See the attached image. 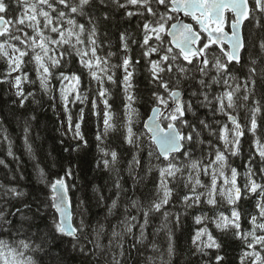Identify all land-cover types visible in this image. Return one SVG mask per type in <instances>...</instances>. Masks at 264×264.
Returning a JSON list of instances; mask_svg holds the SVG:
<instances>
[{"label":"snow or ice","instance_id":"6c2138e0","mask_svg":"<svg viewBox=\"0 0 264 264\" xmlns=\"http://www.w3.org/2000/svg\"><path fill=\"white\" fill-rule=\"evenodd\" d=\"M132 21L135 33L122 26ZM249 26L260 30L259 51ZM113 27L118 33L115 51L110 38ZM133 44L138 46L135 57ZM113 57H119V62L112 63ZM74 58L87 73V87L91 89L92 81L99 85L104 119L103 131L97 130V144L121 130L123 142L133 149L127 171L134 189L146 187L149 179L154 188L142 198L125 196L128 190L117 167L119 153L98 148L102 159L97 167L102 163L104 170L115 173L108 189H115V197L104 220L122 208L121 218L108 233L106 223L89 224L84 199L75 202L73 211L67 183L75 175L71 161L64 176L55 181L39 169L41 183L50 189L44 199L29 198L21 188L0 182V234L11 237L10 242L0 239V264H68V249L61 247L65 238L82 264H127L133 249L138 254L141 247L147 249V229L156 213H162L157 232L166 231L167 248L160 252L152 243L159 255L145 256L144 264L157 260L172 264L175 232L183 229V218L192 209L200 211L192 213L198 227L189 236V252L199 259L188 264H227V250L234 246L242 249L239 264H264V125L258 119L264 118V0H0V62L5 65L0 84H11L23 108L29 98L39 103L35 92L25 91L26 84L38 81L42 93L52 100V80L58 79L69 131L79 141L72 150L79 151L88 147L81 130L84 108L73 126L69 104H85L88 99L82 91L83 73L56 75ZM141 60L152 89L149 114L142 124L146 134L137 128L142 113L133 82ZM29 65L35 71L34 80L25 71ZM117 68L123 72L119 124L109 103L111 90L105 86L117 84ZM215 87L221 90L214 91ZM91 107L98 117L95 99ZM241 107L247 108L243 122L238 115ZM201 109L207 110L203 117ZM217 115L224 119H216ZM246 133L251 134L252 143L241 173L232 158L243 154ZM4 141L7 156L16 159L6 131L0 143ZM24 143L31 152L27 125ZM142 153L147 156L146 166ZM0 165L9 167L4 159ZM93 191L98 204L107 199L95 186ZM174 195L183 212L167 209L170 204L175 207ZM225 202L229 208L221 211ZM105 235L108 243L102 244ZM126 237L132 239L127 251Z\"/></svg>","mask_w":264,"mask_h":264},{"label":"trees","instance_id":"16d2710c","mask_svg":"<svg viewBox=\"0 0 264 264\" xmlns=\"http://www.w3.org/2000/svg\"><path fill=\"white\" fill-rule=\"evenodd\" d=\"M230 15V14H229ZM122 26L129 27V30L135 33V21L131 24H124ZM250 30L254 34V41L257 43L256 51L258 49V41L260 30L249 26ZM111 41L112 50L115 51L118 44V33L116 28L111 29ZM108 50V43L105 40L104 51ZM138 53V46L132 45V55L135 57ZM112 63H118L119 57H113ZM5 65L0 62V73L3 72ZM25 71L29 73L30 79H35V71L31 65H29ZM60 71L71 73L73 71L77 73H83L82 91L88 96L85 104L77 102L75 105L69 104L71 115L73 117V126L78 119L80 108H84L85 119L82 122L81 130L85 134L88 141V147L81 148L79 151H73L72 146L79 143V141L72 138V133L68 131L65 133L62 129V125L58 116V99L56 91L60 88V81L58 79L52 80L53 96L54 99L50 100L47 95L43 94L37 81L34 85H25V91H32L36 93L35 100L39 103H35L32 98H29L23 108L20 107L19 100L11 90V84H0V139L4 132L12 141V150L15 153L16 159L7 156V142L0 143V159H4L8 164V168L0 165V182L5 184H12L21 188L31 196H39L41 199L45 198V195L50 192V189L46 188L40 181L39 169H43L48 179L55 181V179L64 176V169L69 166L71 161L72 171L75 174L74 177L68 178L67 183L71 186L69 196L73 202V211H75V202L84 199L87 201L86 207L88 208L87 220L90 225H96L97 222L107 224V232H111V225L115 224L118 219L121 218L122 208L117 210L116 215L111 217L109 221H105L104 217L107 213V206L110 204L111 199L115 197V189L111 192L108 191L115 179V173L104 170L103 164L97 167L98 161L102 159V153L98 148H104L105 150H116L119 153L120 163L117 167L121 170L120 175L123 177V185L128 190L124 195L127 197L139 196L143 197V194L154 188V184L151 179L147 181V186H141L134 189V185L127 171L128 162L132 159L133 149L123 142V133L118 130L114 133H109L104 137V143L97 144L96 134L99 127L101 128V117H97L92 114L91 101L98 99L99 85L95 82H91V89L87 87L89 78L84 69L81 68L78 58H74L66 68H60L56 70V75H59ZM116 80L117 84L106 83V87L111 90L112 96L109 103L112 105V110L115 112V119L119 124L120 119L123 116V90L119 85V81L123 76V72L117 68ZM148 73L144 67L143 60L139 66L134 77V84L136 88L135 92L140 94V103L138 107L142 113L141 124L137 126L139 131H143V120L147 118L149 107L148 93L151 91V86L148 84ZM241 82L243 77H240ZM220 87H215L214 91H220ZM71 99V97H70ZM251 106V100L247 102ZM98 111V109H97ZM201 116L206 113V109H201ZM99 112V111H98ZM247 113V108L241 107L238 109V115L243 122V118ZM35 116L36 119H32ZM208 119H212L211 116ZM216 119H224V117L217 115ZM260 123L264 125V118H258ZM27 125L28 128V142L31 145L32 151L29 152L24 143V130ZM146 139V135H145ZM206 139H208L206 137ZM215 142V141H214ZM218 143V142H216ZM252 143V136L250 133H246V137L243 140L244 152L238 157H233V166H237L238 170L243 173L244 165L247 162V156L249 153V146ZM65 149H68L67 151ZM205 150H207L205 145ZM254 150V149H253ZM197 155L200 153L197 152ZM144 159L142 163L146 166L148 163L146 153L141 154ZM258 159V158H257ZM153 164H159L160 161L153 160ZM15 175L16 179L13 181L11 177ZM23 175V179H21ZM153 176H158V172H153ZM207 180V177H202ZM96 187L107 198L102 203H97V193L93 191V187ZM182 193L183 187L179 189ZM173 201L175 207L172 204L166 206L169 211L183 212V209L179 205L177 197L174 195ZM124 201L122 200V203ZM229 205L225 202L221 207V211H227ZM206 211L210 209L205 208ZM199 209L189 210L188 214L183 218V229H177L175 232L176 240V253L173 257L172 264H188L189 260H197L198 256H192L189 252L191 247L189 236L194 233L198 227L195 225L192 213H198ZM131 214H136L135 210H132ZM76 217L74 216V221ZM163 222L162 213H156L152 217V222L147 229L148 240L145 242L147 249L141 247L140 253L132 250L131 259L127 260V264H144L145 256H158V252H153L151 244L155 243L160 252H164L167 248V236L166 231H159L157 229ZM43 227V225H41ZM137 232L138 230L134 229ZM0 239L11 241V237L7 234H0ZM175 239V238H174ZM68 238H65L62 248L68 249V264H82L78 254L72 251L70 244L67 242ZM102 244L108 243V236L105 235L101 239ZM132 243L131 237H126L124 242V248L127 251ZM239 242H237L238 244ZM91 248V245H89ZM241 248L238 246L231 247L227 250V264H239V254ZM159 264V260L156 261Z\"/></svg>","mask_w":264,"mask_h":264},{"label":"rangeland","instance_id":"374dc122","mask_svg":"<svg viewBox=\"0 0 264 264\" xmlns=\"http://www.w3.org/2000/svg\"><path fill=\"white\" fill-rule=\"evenodd\" d=\"M11 90L15 94V90L12 88V86H11ZM56 96H57L58 105H59L58 106V116H59L63 131L65 133H67V131H68V120H67V115L64 112V107H63L62 101L60 99V88L57 89ZM96 103H97V109L99 111V115L101 117V128H102V131H103L104 105H103V103H102V101H101V99L99 97H98Z\"/></svg>","mask_w":264,"mask_h":264},{"label":"water","instance_id":"95a60500","mask_svg":"<svg viewBox=\"0 0 264 264\" xmlns=\"http://www.w3.org/2000/svg\"><path fill=\"white\" fill-rule=\"evenodd\" d=\"M230 14V13H229ZM145 131H147V130H145Z\"/></svg>","mask_w":264,"mask_h":264}]
</instances>
